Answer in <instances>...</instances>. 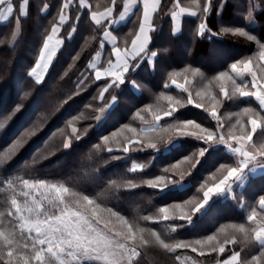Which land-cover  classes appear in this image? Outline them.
<instances>
[{
  "label": "trees",
  "instance_id": "1",
  "mask_svg": "<svg viewBox=\"0 0 264 264\" xmlns=\"http://www.w3.org/2000/svg\"><path fill=\"white\" fill-rule=\"evenodd\" d=\"M14 2L19 3V0ZM123 2L117 0L115 19L123 11ZM64 3L65 0H29L28 16L20 19L19 28L16 14L7 22L0 20V124H3L0 127V154L5 153L28 129L38 125L35 133L27 136L8 163L0 168V178L23 177L63 183L87 193L98 191L109 180L118 183L131 180L139 187L120 189L105 199L104 206L113 207L129 220L137 221L141 227L153 228L162 238L173 243L203 239L217 233L222 225L246 223L249 209L258 206V198L264 195V175L250 178L244 190H236L231 198L215 199L202 218L197 217V212L189 224L183 220L173 221V225L177 226L175 232L167 226L170 221L153 224L139 218L145 215L162 217L161 208H168L171 214L176 204L188 211L196 199L202 196L203 190L211 186L214 179L212 174L220 165L237 164L235 157L225 152L222 144L206 146L194 136L177 135L178 129L199 132L191 126L184 129L185 121L191 120L203 127H215L216 122L203 109L187 104V93L173 87L163 89L162 84L168 82L171 86L173 79L180 83L187 79V87L195 96V92L219 72L230 71V65L234 62L251 58L255 69L259 70V64L255 61L260 51L257 41L264 44V0H226L223 6L214 0V8L207 17L200 12L196 0H180L181 7L197 12V16L180 19L171 16L172 11H177L176 0H160L151 23L149 45L158 52L155 68L146 61L142 62L134 72L127 74L128 81L119 88L110 89L109 93L104 94L103 100L99 94L110 77L96 80L95 72L89 65L95 63L102 49L100 41L107 25L103 21L100 25L95 24L91 20V11L103 12L111 6V0H86L88 7L83 8L79 6V0H74L64 10L66 20L56 35L63 41V46L44 81L37 84L28 75L39 59L40 50L51 34L52 27L59 24ZM199 3L202 5L204 0H199ZM250 8L256 25H251L252 20L245 19ZM139 15L137 11L126 22L115 28L114 24L110 26L121 49L130 47L138 31ZM201 22H206L207 28L217 35L211 38L207 33L204 37L198 36ZM236 28L243 29L256 39L248 40L247 36L226 31ZM103 50L99 67L105 70L109 67V60L114 61V55L109 45H104ZM194 69L200 71L194 73ZM133 81L139 85V92L135 91ZM213 84H216L214 80ZM161 93L178 99L180 105H173L177 107L173 117H163L161 120L163 131L142 134L146 141L149 137L163 136L164 140L158 142V150L132 148L129 153H123L121 148L131 135L125 126L147 128L151 123V116H147L145 121L134 118L138 109L152 105L154 111H160L163 115L162 110L168 107V102ZM113 95L117 97L115 102H112ZM242 103L230 101L223 106L222 111L231 118L234 112L240 110ZM17 105H22L21 110L4 123V118ZM102 107L105 108L103 113L100 112ZM169 124L173 127L168 128ZM73 127L77 129L79 139L74 137ZM105 136L109 138L107 143L104 141ZM69 139L71 145L65 149L64 142ZM254 139L259 143L264 137ZM109 147L113 152L107 151ZM205 147L207 151L199 163L189 169L190 174L180 181L189 184V187L178 189L174 188L177 183H170L162 191L148 186L147 181L164 174V168L191 157L198 149ZM133 163L142 165L143 170L132 173ZM92 169L99 171L91 176ZM216 175L220 173L216 172ZM241 197L247 202V208H242L238 203ZM6 198V194L0 192V210H3ZM176 212L178 214L179 210ZM217 235L222 242L223 234ZM238 247L245 249L248 258L257 252L256 248L245 245L243 241ZM227 254L199 256L190 249L168 253L158 245H152L142 251L140 264H179L176 255L189 257L199 264H217Z\"/></svg>",
  "mask_w": 264,
  "mask_h": 264
},
{
  "label": "snow or ice",
  "instance_id": "2",
  "mask_svg": "<svg viewBox=\"0 0 264 264\" xmlns=\"http://www.w3.org/2000/svg\"><path fill=\"white\" fill-rule=\"evenodd\" d=\"M74 0H65L59 15V24L54 25L51 34L47 36L39 53V59L28 75L40 84L47 72L52 56L55 53L56 44L61 43L54 37L59 32L60 25L66 20L65 9H68ZM138 0H124L123 11L119 12V18L123 19L129 12L130 5ZM143 16L139 22L138 31L130 42V47L121 49L117 37L112 35L110 26L116 21L114 13L118 10L117 0H111V6L103 12L91 11V20L100 25L102 21L107 25L103 33L100 46L104 41L112 43V53L115 60H109V68L104 75L110 77L105 81L100 91V99L110 89L119 88L128 81V73L134 72L142 62L155 68V60L158 52L152 50L149 45L151 36V14L156 12L160 0H142ZM197 7L204 17L214 8V0H204L201 5L196 0ZM81 8L88 7L85 0H79ZM29 0H0V20H8L15 15L16 25L19 28L20 19L28 16ZM176 7L179 11H172L171 16L176 19L180 14L188 11L180 6V0H176ZM197 16V12H191ZM253 18V10H248L245 19ZM234 35L247 36L248 40H255V36L246 33L241 28L227 29ZM75 32V27H73ZM215 37L217 34L207 28L206 22H201L197 35L204 37L205 34ZM71 35V34H70ZM260 47L256 63L259 70L255 69L254 60L249 58L234 62L230 65V71H221L218 75L209 80L208 84L195 92V96L185 79L183 84L171 80V84L187 93V104H194L198 109H203L211 119L215 120V127H203L199 123L188 120L183 122V128L189 126L198 129V133L177 130V135H191L202 141L206 146L213 144L225 145L234 155L238 157L235 166L222 164L212 174L211 186L203 190L202 196L188 209L176 204L170 214L168 208H161V216L145 215L140 220L159 224L166 221L168 227L175 232L176 227L173 221L183 220L191 222L192 216L199 212L215 194L230 190L232 183L239 179L241 174L249 166L264 167V140L259 143L254 137H264V44L257 41ZM167 51V49H164ZM90 68L96 69V64L91 63ZM194 73L199 69H194ZM101 71L95 72V79L100 80ZM83 83V81H81ZM135 84V81L132 82ZM139 87V85H136ZM170 87L168 82L162 84L163 89ZM25 95H28L25 93ZM168 102V107L160 111H154L152 105L138 109L134 118L145 121L151 116V123L147 128L133 127L126 125L127 131L131 134L127 137L126 143L121 151L129 153L132 148L143 150L145 148L158 150V142L164 140L163 136L149 137L146 141L142 134L159 133L163 131L161 120L163 117H173L177 111L180 101L171 95L161 93ZM198 98V99H197ZM117 100L112 96V102ZM243 102L240 110L234 112L231 118L222 111L223 106L228 102ZM255 104V106H253ZM22 105H17L13 112L4 118V123L12 119ZM105 108H100L103 113ZM100 119L99 116L96 117ZM3 127V124H0ZM38 125L28 129L24 135L15 141L5 153L0 154V168L8 163V159L21 146L27 136L35 133ZM173 125L169 124L168 128ZM76 139L77 129L72 128ZM115 136L116 134L113 133ZM108 137H104L105 143ZM169 140L168 142H170ZM71 139L64 142V148L71 145ZM109 153L113 152L111 147L107 148ZM207 147L198 149L191 157H186L163 169L162 175L153 180L147 181L150 188L163 189L170 183H179L189 175V169H193L199 159L203 157ZM119 159V157H113ZM188 167L185 168L184 165ZM99 170L92 169L91 176ZM131 171L135 172L133 167ZM170 174V175H169ZM139 185L131 180L118 183L116 180H109L106 185L94 193L77 191L63 183H50L44 180H33L23 177L0 178V192L6 194V202L3 210H0V264H140L142 251L152 245H158L165 252L176 253L178 249H190L192 253L199 256L216 253L217 256L226 258L217 261V264H264V195L258 198V206L251 207L246 218V223L222 225L217 233L223 234L221 242L217 233L207 235L203 239L194 241H177L175 243L162 238L158 231L153 228H144L137 221L129 220L121 212L113 207L104 206V201L109 195H115L120 189H135ZM238 203L242 208H247V202L241 197ZM176 210H179L178 214ZM243 241L245 245H251L257 249L256 254L248 258L245 249L238 247ZM205 249H208L206 252ZM175 259L179 264H184L180 255ZM195 264V262H194Z\"/></svg>",
  "mask_w": 264,
  "mask_h": 264
},
{
  "label": "crops",
  "instance_id": "3",
  "mask_svg": "<svg viewBox=\"0 0 264 264\" xmlns=\"http://www.w3.org/2000/svg\"><path fill=\"white\" fill-rule=\"evenodd\" d=\"M85 2H86V0H85ZM150 2H151V0H150ZM225 2H226V0H217V3L219 4V5H221V6H223L224 4H225ZM159 6H160V3H159V5H158V7H157V10H158V8H159ZM177 8V7H176ZM157 10H156V12H157ZM188 11H186V12H184V13H182V14H180L179 16H178V18L180 19V18H182V17H184V16H190V17H192V15H191V12H193L192 10H189V9H187ZM137 11L139 12V16H140V20L142 19V16H143V2H142V0H138V2L137 3H135V4H131L130 5V10H129V12L124 16V18L123 19H120L119 18V16L116 18V21L113 23L114 24V28H115V26H118V25H120V24H122V23H124V22H126L130 17H132L134 14H136L137 13ZM177 11H179V9L177 8ZM154 15H155V12L154 13H152L151 14V21H152V19H153V17H154ZM9 20V19H8ZM8 20H2V22H7ZM252 20V21H251ZM250 21L251 22H253V24H251V25H256V22H255V19H251ZM249 21V22H250ZM151 28H152V26H151ZM152 31V30H151ZM151 31L149 32V35H150V33H151ZM57 37V36H56ZM56 37H54V38H56ZM104 45H109V46H111L112 47V43H111V41H110V39L109 40H105L104 41ZM63 46V41L61 40V44L60 45H58V47H57V49L55 50V53H54V55L52 56V60H51V63L49 64V67H48V70H47V72L44 74V79H45V77H46V75H47V73H48V71H49V69H50V67H51V65H52V63H53V61H54V59H55V57H56V55H57V53H58V51L61 49V47ZM104 49V46L102 47V49L99 51V53H98V56H97V59H96V61H95V64H96V69H93L94 70V72H96L97 70H99V71H101V73H102V76H101V79H103V78H106V77H108L107 75H104V73H105V71L109 68H107V69H102V68H100L99 67V65L101 64V60H102V56H103V50ZM114 55V54H113ZM114 60H115V57H114ZM114 62V61H113ZM44 79H43V81H44ZM35 80V79H34ZM42 81V82H43ZM41 82V83H42ZM133 87H134V84H133ZM171 87H173V88H176L175 86H171ZM177 89V88H176ZM179 90V89H178ZM181 91V90H180ZM224 146V148H225V152H227L228 154H230V156H233V157H235V159H236V163H238V157L236 156V155H234L225 145H223ZM260 175H264V167H253L252 168V166H249L247 169H245L244 170V172L241 174V176L239 177V179H236V180H238V181H234V182H236V186H234V190H232V193H229V192H227V193H225V194H221V195H219V196H222L221 198H231L232 197V195L231 194H233V192L235 191V190H238L239 192H241L244 188H245V186H246V184L248 183V181H249V179L251 178V177H258V176H260ZM241 180H242V183H240L241 182ZM216 195H218V194H216ZM216 195H214L213 197H211L210 198V202H208V205L206 206L205 205V208L207 209L209 206H210V204L216 199ZM203 210H204V207H203Z\"/></svg>",
  "mask_w": 264,
  "mask_h": 264
},
{
  "label": "rangeland",
  "instance_id": "4",
  "mask_svg": "<svg viewBox=\"0 0 264 264\" xmlns=\"http://www.w3.org/2000/svg\"><path fill=\"white\" fill-rule=\"evenodd\" d=\"M57 35V34H56ZM56 37V36H55ZM55 40H60L61 41V39H59V37H56V38H54V41ZM61 43H59V44H56V46H55V50L57 49V47H58V45H60ZM178 84H183L184 82H182V83H180V82H178V81H176ZM173 84H171V86H172ZM170 86V87H171ZM173 86H175V85H173ZM186 87L188 86V84L187 85H185ZM176 87V86H175ZM177 88V87H176ZM134 89H135V91L136 92H139V89L137 88V86L134 84ZM181 90L180 88H177V90ZM182 91V90H181ZM133 167H135L136 168V171H142L143 170V166L142 165H138V164H132V167H131V169L133 168ZM254 166H252V168H253ZM135 171V172H136ZM132 173H134L133 171H132ZM251 178H253V177H251ZM235 181H238V180H235ZM240 183H242V180H241V182ZM247 185V184H246ZM234 186H236V182H233L232 183V185H231V189L230 190H225V191H223V192H221V193H218V195H216V199L217 198H221L222 196H219V195H221V194H225V193H227V192H229V193H232V190H234L233 188H234ZM187 187H189V184H183V182L181 183H177L175 186H174V188H178V189H185V188H187ZM246 187V186H245ZM166 189V188H165ZM165 189H162V191H165ZM167 189H169V188H167ZM244 190V189H243ZM242 190V191H243ZM236 191V190H235ZM234 191V192H235ZM233 192V193H234ZM232 195V194H231ZM223 199H225V198H223ZM208 202H210V201H208ZM208 205V203L206 204V206ZM206 213V208H205V206H204V210H203V208L199 211V214H197V217L199 216V217H201L202 218V216L204 215ZM192 218H193V216H192ZM193 221V219H191V222ZM190 222V223H191ZM187 224H189V222H186ZM182 260L184 261V264H194V262H195V264H199V263H196V261H194L193 259H191V258H189V257H182Z\"/></svg>",
  "mask_w": 264,
  "mask_h": 264
}]
</instances>
